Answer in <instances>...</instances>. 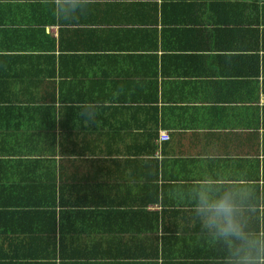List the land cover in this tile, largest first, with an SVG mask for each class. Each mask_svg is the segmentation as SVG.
Returning <instances> with one entry per match:
<instances>
[{"label":"crops","instance_id":"crops-1","mask_svg":"<svg viewBox=\"0 0 264 264\" xmlns=\"http://www.w3.org/2000/svg\"><path fill=\"white\" fill-rule=\"evenodd\" d=\"M82 14L0 0V262L219 264L182 189L246 184L264 227V0Z\"/></svg>","mask_w":264,"mask_h":264},{"label":"clouds","instance_id":"clouds-1","mask_svg":"<svg viewBox=\"0 0 264 264\" xmlns=\"http://www.w3.org/2000/svg\"><path fill=\"white\" fill-rule=\"evenodd\" d=\"M94 0H47L53 13L59 7L62 21L73 13L83 16ZM80 16V17H81ZM85 126L96 122L97 113L91 107H80ZM232 178L202 175L182 189L201 231L214 244L221 245L224 255L219 264H264V227L260 224L259 201L246 184L226 182ZM256 225H251L252 217ZM157 264L155 258L133 257L131 264Z\"/></svg>","mask_w":264,"mask_h":264},{"label":"built area","instance_id":"built-area-1","mask_svg":"<svg viewBox=\"0 0 264 264\" xmlns=\"http://www.w3.org/2000/svg\"><path fill=\"white\" fill-rule=\"evenodd\" d=\"M161 139L165 140L167 139V136H162Z\"/></svg>","mask_w":264,"mask_h":264},{"label":"trees","instance_id":"trees-1","mask_svg":"<svg viewBox=\"0 0 264 264\" xmlns=\"http://www.w3.org/2000/svg\"><path fill=\"white\" fill-rule=\"evenodd\" d=\"M0 264H5V263H1V262H0Z\"/></svg>","mask_w":264,"mask_h":264}]
</instances>
